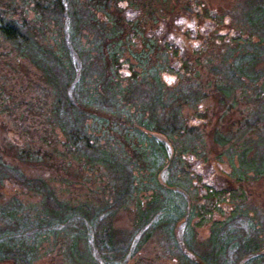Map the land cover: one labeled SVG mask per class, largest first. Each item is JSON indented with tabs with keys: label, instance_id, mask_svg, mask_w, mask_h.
Here are the masks:
<instances>
[{
	"label": "trees",
	"instance_id": "trees-1",
	"mask_svg": "<svg viewBox=\"0 0 264 264\" xmlns=\"http://www.w3.org/2000/svg\"><path fill=\"white\" fill-rule=\"evenodd\" d=\"M77 1L0 0V41L8 43L19 57L28 60L42 74L54 97L46 113L52 134L63 137L66 147L69 145L82 153L80 158L90 164L91 172L96 167L107 171L113 187V199H104L102 206L92 203L70 206L60 200L48 178L60 171L55 163L47 159L50 152L42 154L26 147L15 139L5 123L0 125V198L4 197L5 190H10L11 200L8 202L18 203L21 208L24 206L19 201L20 195L37 198V201L26 206L37 209L36 216H18L19 213L14 211L8 213L14 222L8 226L19 224L16 223L17 218L20 221L24 219L27 235L34 232L38 226L36 224L42 221L51 224L73 220L75 227L70 228L73 239L69 250L77 263L79 258L86 259L81 248V240L86 232L90 233L91 244L100 258L124 261L130 249L117 245L115 217L130 198L140 199L141 194L151 192L145 197V203L139 201L136 211L138 221L144 220V223H149L159 210H165L166 217L180 211L179 201L174 198L176 194L170 188L176 185L175 181L163 185L160 176L178 160L195 158L196 150L193 148L187 155L186 148L179 146V139L184 133L181 119L183 105L198 109L200 103H180V91L178 94L177 91L172 92L176 97L173 103H165V98L171 96L168 79L180 78L178 70L169 66V59L171 57L188 69L190 63L184 56L187 53L202 54L194 47L201 26L197 23L198 30L194 36L189 31L180 30V26L177 28V21H174L172 25L176 26V34L171 39L166 38L168 26L171 25L168 16L171 11L162 8H167L169 4L174 9L180 0H89L84 8H78ZM191 1L188 0L183 7L190 15L195 11V4ZM261 10L259 6L254 8L260 14ZM148 11L160 19L152 27L147 26ZM16 12H19V17H16ZM31 12L33 18L28 17ZM195 15L198 17L200 14L196 12ZM251 18L253 27H258L264 13L255 23ZM51 30L61 37L50 39L47 32ZM77 33L82 39L89 34L94 35L95 49H88L80 39L75 42ZM137 40L142 49L128 51L129 57L123 58L126 46L136 47ZM234 50L237 52L233 54L234 63L227 65L231 77L242 85L248 77L252 85H259V91L261 89L263 94L264 90L259 84L261 78L254 70L253 59L244 50ZM227 61L224 60V63L227 64ZM214 89L226 99L231 96L234 87L227 85ZM261 93L256 100L263 101L264 94L260 97ZM259 104L262 106L263 103ZM259 125L260 121L255 126ZM215 132L220 134L217 128ZM240 138L232 141L231 137L221 135L216 137L215 144L222 147L231 144V148H235L229 158L234 169L232 176L239 182H246L250 179L249 173L263 174L259 169L264 171V135H251L243 142H239ZM236 150L238 153H235ZM235 155L239 166H236ZM211 162L221 170L220 162ZM183 173L184 168L179 171L180 176ZM238 186L241 185L220 191L208 186L207 198L213 201L219 198L220 202H224L221 199L225 193H231L230 199L225 201L231 204V197L239 190ZM220 202L214 201L212 206L207 205L203 209H220ZM26 209L29 208H24L20 213L23 214ZM198 217V222L204 223L205 219L201 215ZM182 218L180 215L178 220ZM5 226L0 227V251L3 254L0 255V262L14 260L15 264H34V258L29 256L23 243L17 251L10 252L13 249L11 244L17 239ZM6 232L8 237L11 236L9 241L4 239ZM227 234L231 235L229 232ZM146 235L144 240L150 236L148 233ZM226 236L223 232L211 231L209 240L215 243L213 260L202 257L189 244L186 245L188 251L204 264H218L219 256L233 244L237 245L235 264L254 254L255 262L264 260V253L258 245L260 240H255L254 235H250L249 239L243 235L236 239ZM33 246H36V242Z\"/></svg>",
	"mask_w": 264,
	"mask_h": 264
},
{
	"label": "rangeland",
	"instance_id": "rangeland-1",
	"mask_svg": "<svg viewBox=\"0 0 264 264\" xmlns=\"http://www.w3.org/2000/svg\"><path fill=\"white\" fill-rule=\"evenodd\" d=\"M187 1L180 0L174 9L169 4L167 8H162L171 11L168 14L171 25L168 26L169 32L166 33L167 39L173 38L176 34V26L172 25L174 21H177V28L180 26V30L189 31L194 36L196 29L198 30L197 23L201 26L194 47L197 52L201 50L202 54L187 53L186 57L184 56L190 63L188 69L183 68L181 63L177 64L171 57L169 59V66L178 70L180 78L168 79L171 84L169 91L171 96L165 98V103L174 102L176 97L173 96L175 94L173 91H177V94L180 91L182 97L180 103H200L198 109L183 105L181 117L184 133L179 139L181 141L179 146L186 148L187 155L194 148L195 158L178 160L160 176L163 185L175 181L176 185H171L170 188L176 194L174 198L179 201L180 211L166 217L165 210H159L151 217L149 223H144V220L138 221L136 211L139 201L145 203V197L151 195V192L141 194L140 199L130 198L115 217V227L118 229L117 245L130 249L126 259L121 261L111 258V261H106L100 258L93 249L90 233L86 232L81 240V248L86 259L79 258L77 263L69 250L73 239L70 228L75 227L73 220L64 223L55 221L51 224L42 221L43 223L36 224L38 226L34 232L31 231L27 235L24 219L20 221L17 218L16 223L19 224L8 226L9 223H14L8 213L14 211L19 213L18 216H36L38 210L26 206L27 203L37 201V198L20 195L19 201L24 206L21 208L18 203L8 202L11 200L10 190L8 192L5 190L4 197L0 198V209L5 208L0 210V227L6 225L8 232H13L17 239L11 244L13 246L11 253L17 251L23 243L29 256L34 258V264H204L188 251L186 244L202 257L215 259V243L209 240L212 230L223 232L228 238L231 236L233 239L242 235L249 239L250 235H254L255 240H260L258 245L264 253V171L259 169V172L263 173L259 176L249 173L250 179L246 182L237 181V178L232 176L234 169L229 159L235 148H231V144L223 147L215 144L216 137L221 135L231 137L232 141L241 137L239 142H243L251 135H264V98L263 101L256 100L261 93L259 85H252L248 77L244 85L238 83L231 77L227 66L234 63L232 58L233 54L237 53L235 48L244 50L245 54L253 59L256 66L254 70L261 78L260 87L262 91L264 90V19L258 27H253L251 20L253 17L255 23L263 15L264 0H192L195 11L191 15L183 10ZM86 2L89 3V0H78L76 6L84 8ZM255 6L262 9L261 14L254 11ZM196 12L200 14L198 17L195 15ZM15 15L19 17V12ZM28 17L33 18L34 14L31 12ZM147 19L149 20L147 26L150 27L157 19L160 20L158 17L155 18L151 11L147 12ZM53 31L47 32L50 39L61 37L59 33ZM74 37L75 42H79L80 39L88 49H95L94 35L89 34L82 39L77 33ZM126 48L123 58L129 57L128 51H140L142 46L138 43L136 47L130 45ZM224 60H228L227 64ZM227 85L234 87V90L231 96L225 99L214 88ZM263 94L261 93L260 97ZM53 100V94L39 70L28 60L19 57L8 43L0 41V125L5 123L15 139L35 152L39 151L42 154L45 151L50 152L47 159L50 163H55L57 170L60 171L48 178L60 200L69 203L70 206L83 203L102 206L104 199L109 201L113 199L111 178L106 170H100L101 167H96L91 172L90 164L85 163L86 159L80 158L82 153L69 145L66 147L63 137L52 134L51 122L48 121L46 113L48 104ZM259 103H263L262 106ZM258 121L260 125L255 126ZM216 128L220 134L215 132ZM235 153H238L237 150ZM211 160L220 162L221 170ZM235 163L239 166L237 155ZM182 168L184 173L180 176L179 171ZM237 185L241 186H238L239 190L231 197V204L225 202L230 199L231 193H225L221 199L224 202H220L219 198L214 200L221 203L220 209L216 207L211 210L203 209L207 205L212 206L211 203L214 202L207 198L208 186L220 191L229 187L236 188ZM164 193L170 195L169 192ZM24 208L29 209L21 214ZM180 215L183 218L178 220ZM198 215L205 219L204 223L198 222ZM224 223H228L227 226L223 225ZM8 232L4 236L7 241L11 237H8ZM227 232L231 235L229 236ZM146 233L150 236L144 240L147 237ZM34 242L36 246H33ZM32 247L35 249H31ZM236 247L237 245L233 244L227 248V252L219 256L218 264H235ZM1 253L0 251V255H3ZM254 257L255 254L239 264H264V260L255 262ZM0 264L15 262L7 260Z\"/></svg>",
	"mask_w": 264,
	"mask_h": 264
}]
</instances>
